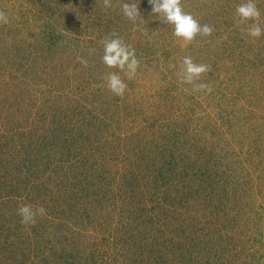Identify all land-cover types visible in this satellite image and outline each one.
Listing matches in <instances>:
<instances>
[{"label":"rangeland","instance_id":"1","mask_svg":"<svg viewBox=\"0 0 264 264\" xmlns=\"http://www.w3.org/2000/svg\"><path fill=\"white\" fill-rule=\"evenodd\" d=\"M127 2L0 0V264H264V35L241 33L245 0H181L214 28L187 46ZM112 32L132 80L102 63ZM186 56L211 93L179 82ZM23 204L46 215L26 228Z\"/></svg>","mask_w":264,"mask_h":264},{"label":"clouds","instance_id":"2","mask_svg":"<svg viewBox=\"0 0 264 264\" xmlns=\"http://www.w3.org/2000/svg\"><path fill=\"white\" fill-rule=\"evenodd\" d=\"M152 6L151 14L159 19L162 23L173 26V35L183 41L184 45L191 44L197 36L210 37L214 28L208 24L201 25L191 14L184 12L181 6V0H148ZM139 0L120 5L121 12L129 21L142 22L139 11ZM105 9L112 7L111 0H103ZM235 16L241 27V33L252 38L253 42L264 35V29L260 26L261 12L257 7L255 0H245L235 8ZM9 22L8 15L0 11V24ZM102 63L108 69H118L123 72L128 80L135 78L140 61L136 58L135 50L127 46L124 41L118 37L117 33L112 32L103 41ZM90 54L94 49L89 50ZM78 62L83 66H88V61L78 57ZM175 67V65H170ZM211 65L193 61L192 57L182 58L179 71L177 72L178 80L182 84L192 86L193 92H212V86L207 83H200L207 73L211 72ZM104 79L106 80L107 89L117 97H123L127 84L123 82L117 72H109ZM17 215L20 217V224L26 228L36 225L37 217L46 215V209L43 206L33 208L31 204H23L18 207Z\"/></svg>","mask_w":264,"mask_h":264}]
</instances>
